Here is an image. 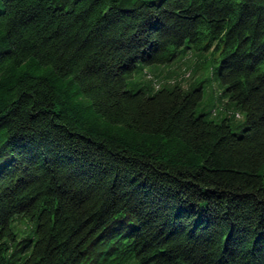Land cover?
I'll use <instances>...</instances> for the list:
<instances>
[{"label": "trees", "instance_id": "trees-1", "mask_svg": "<svg viewBox=\"0 0 264 264\" xmlns=\"http://www.w3.org/2000/svg\"><path fill=\"white\" fill-rule=\"evenodd\" d=\"M0 1V264H264V0Z\"/></svg>", "mask_w": 264, "mask_h": 264}, {"label": "rangeland", "instance_id": "rangeland-1", "mask_svg": "<svg viewBox=\"0 0 264 264\" xmlns=\"http://www.w3.org/2000/svg\"><path fill=\"white\" fill-rule=\"evenodd\" d=\"M2 9L3 4L0 1V10ZM218 65L211 53L192 49L180 54L172 65L159 69L163 72L162 76H168L187 90L202 89L203 97L199 103L198 114H207L208 118L218 122L231 114L236 115L232 117L231 124L235 132H240L246 122V116L236 108L230 107L228 111L223 108V88L216 79ZM148 73L149 75H144L138 70L135 77L129 81L128 88L135 91L141 85L156 88L164 85L161 82L162 76L159 77L154 70H148ZM15 232L18 237L21 236L18 229H15Z\"/></svg>", "mask_w": 264, "mask_h": 264}]
</instances>
